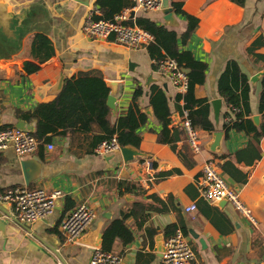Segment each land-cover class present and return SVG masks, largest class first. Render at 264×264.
Masks as SVG:
<instances>
[{"label": "crops", "instance_id": "obj_1", "mask_svg": "<svg viewBox=\"0 0 264 264\" xmlns=\"http://www.w3.org/2000/svg\"><path fill=\"white\" fill-rule=\"evenodd\" d=\"M87 1L85 5L80 0H0V78L4 80L0 84V128L15 127L22 121L18 112L31 111L38 104L54 100L57 96H49L48 92L60 75L66 76V85L80 74L97 72L106 83L116 84L110 93L117 99L116 111L111 110L110 115L112 125L126 115L136 89H144L140 108L148 120L138 130L142 142L136 149L143 156L124 163L120 152L90 153L95 133L79 131L54 136L49 145L29 157H19L12 149L0 152V191L22 187L63 193L52 216L31 224L22 223L15 209L6 206L14 218L3 217L9 228L5 237L0 233V264H90L94 248L68 243L60 230L61 222L83 204L96 212L97 218L89 230L101 225L103 234L113 221L130 214L126 224L134 240L125 245L117 239L112 249L124 264H161L162 257L156 249L169 239L165 229L174 225L180 231V226L187 229L185 236L200 264H264V138L259 145L260 161L253 166L236 164L248 175L246 183L225 174L222 165L227 160L223 157L231 155L227 159L236 163L235 153L245 149L250 138L236 131L226 136L223 125L228 108L218 94L220 76L230 61H236L250 81L252 118L259 116L261 124L259 101L264 64L257 63L247 49L259 36H264V0H246L244 7L232 0H182L183 10L200 23L181 49L190 51L196 60L208 66L206 82L196 87L195 94L198 99L209 101L214 129L199 131V153L190 147L185 131L174 146L158 141L163 126L150 106V88L162 89L168 98L172 135L181 127L183 116L179 106H184V101L177 102L180 94L159 67L154 68L155 61L147 47L128 48L113 36L98 40L84 34V22L90 12L103 17L96 5L98 0ZM172 1L169 0L170 5ZM122 2L131 5L134 0ZM132 9H124L130 11L129 22L148 18L165 26L162 9ZM131 12L135 13L134 19ZM177 19L179 28L165 27L182 34L187 23ZM37 35L46 37L54 52L43 64L39 58L46 51L39 50ZM258 53L264 54V48ZM259 74L262 76L253 84L251 79ZM217 99L222 100L218 121L212 107ZM26 125L32 131L36 128L35 122ZM218 132L223 136L218 148L212 150ZM28 159L35 160L40 168L36 176L33 171L28 172L27 184L21 162ZM149 162L151 168L147 169ZM207 164H213L240 193L258 220V227L252 226L229 203L218 207L201 198L200 180ZM128 184L137 187L130 191ZM191 205H196L197 210L187 212ZM144 216H148L145 222ZM190 231L205 244L202 246Z\"/></svg>", "mask_w": 264, "mask_h": 264}, {"label": "trees", "instance_id": "obj_2", "mask_svg": "<svg viewBox=\"0 0 264 264\" xmlns=\"http://www.w3.org/2000/svg\"><path fill=\"white\" fill-rule=\"evenodd\" d=\"M232 2L242 7L246 4V0H232ZM96 5L103 14L102 18L110 20L122 13L125 8L131 10L135 4L125 5L122 0H98ZM183 6L182 0L171 2L175 15L187 23V28L182 34L148 18H138L134 23L133 21L128 22V25L137 26L154 37V41L147 46L151 59L155 61L154 68H157L162 60L172 58L186 70L189 78V89L184 96L177 97L178 103L181 100L185 103L184 106H179L180 114L182 116L183 111L188 110L189 119L196 130H212L214 124L210 119V103L207 99H198L195 94L196 87L202 86L206 82L208 66L206 63L196 60L190 51L181 49L191 40L200 21L195 16L185 12ZM36 43L39 44V50L46 51V55L39 58V63L43 64L49 61L54 56L49 40L44 36L37 35ZM262 48H264L263 35L259 36L248 47L247 52L257 63L264 64V54L258 53V50ZM261 86L259 114L262 122L257 127L252 120L250 81L248 76L241 71L239 64L236 61H230L219 78L218 94L228 108L224 114L225 122L223 125L226 136H229L231 131H236L250 138L248 146L235 153L236 163L227 159L231 158V155L223 157L227 161L222 165V171L236 182L246 183L248 180V175L237 168L236 164L244 163L247 166H253L262 157L259 145L264 138V76L261 79ZM110 93V87L99 73H84L68 80L62 94L54 100L38 104L31 111L18 112L17 115L26 124L36 123V128L31 131V135L38 140V149H43L44 146L49 145L54 136H65L76 131L95 133L89 145L90 153H94L100 144L110 141L114 137L117 138L121 147L140 148L142 138L138 130L148 120L147 115L140 108V99L144 95V89L141 86L136 89L132 105L126 115L120 117L115 125L110 122L111 109L107 106ZM150 106L156 119L163 126L158 135V141L174 146L176 142L182 139L184 129L180 127L172 135L169 130L171 123L169 101L165 92L156 86L150 88ZM6 128L9 127H2L0 130ZM128 185L127 190L130 191L137 187L136 185ZM153 199L160 203L157 197H153ZM129 215L123 214L120 219L113 221L104 230L103 250L112 251L117 239H120L125 245L134 240V234L126 224ZM142 218L145 222L148 216ZM178 228L175 225L168 226L165 229L167 238L174 236ZM180 228L184 235L188 236L187 229L183 226Z\"/></svg>", "mask_w": 264, "mask_h": 264}, {"label": "built area", "instance_id": "obj_3", "mask_svg": "<svg viewBox=\"0 0 264 264\" xmlns=\"http://www.w3.org/2000/svg\"><path fill=\"white\" fill-rule=\"evenodd\" d=\"M162 2L163 0H134L135 5L132 10L162 9ZM129 21V10L123 11L110 20L98 18L94 11L87 16L83 32L87 37L98 40H107L113 36L117 43L128 48L149 46L154 41V37L137 26L128 25ZM158 67L160 73L170 80L181 96L188 92V74L175 59L166 58L159 63ZM182 116L181 127L187 134L189 145L194 152L199 153L201 151L199 131L193 127L188 110H184ZM121 148L117 138L114 137L110 141L100 144L95 153L98 155L114 154L120 152ZM10 149L19 157H29L37 152L38 140L28 130L16 127L0 130V152H6ZM149 168H151L150 162L147 163V169ZM200 186L201 198L207 203L214 204L226 198L228 203L243 215L252 226L258 227V220L244 203L240 193L213 164H207L204 167ZM62 197L61 191L50 193L41 188L13 187L0 191V201L9 208H14L19 220L25 224L48 219L55 213L57 203ZM196 210V205H191L186 209L187 212ZM96 218V212L92 207L83 204L74 209L61 222L60 230L68 243L77 244L79 239L92 227ZM164 248L161 264H200L192 244L180 230L167 239ZM90 264L124 263L120 255L112 251H105L102 248H95Z\"/></svg>", "mask_w": 264, "mask_h": 264}, {"label": "water", "instance_id": "obj_4", "mask_svg": "<svg viewBox=\"0 0 264 264\" xmlns=\"http://www.w3.org/2000/svg\"><path fill=\"white\" fill-rule=\"evenodd\" d=\"M83 4L87 5L88 1L87 0H80ZM162 14H163V22L165 26L170 27V28H179L180 24L179 21L174 13L173 8L170 5L169 0H163L162 2ZM135 13L131 12V19H134ZM262 76V74L256 75L251 79V82L253 84H256L259 80V78ZM65 80L66 76L65 75H60L58 78V81L56 84L49 90L48 95L49 96H60L64 90L65 86ZM150 83V80L148 81V84ZM107 85L111 88H114L116 86L115 83L108 82ZM116 97L112 94L109 95L107 99V106L112 110L116 111ZM212 107L214 111V116L215 120L218 121L222 109V100L217 99L212 102ZM254 124L256 126L260 125V117L259 116H254L252 118ZM16 128L22 129V130H28L32 131L31 126H27L25 122L23 121H18L15 124ZM223 133H215V138L216 142L215 145H213L212 150H216L220 144V140L222 139ZM120 154L123 158L124 163H128L134 160L135 157L137 156H143L138 151L133 148V147H122L120 150ZM115 157V155H114ZM113 159V156H111ZM22 169L24 171V175L26 178V183L28 184V178L27 174L29 171H33L35 173L38 172L40 165L33 159H28L24 160L21 162ZM218 207H224L226 204H228V200L225 198L219 202L214 203ZM7 205L3 204L0 201V233L2 234L3 237L6 236L7 229L9 228V223L7 220H5L3 217H6L8 219L14 218L12 215L9 213V208L6 207ZM12 216V217H11ZM15 223V222H14ZM191 236L199 240L200 244L203 246L205 243L202 239H199V236L196 235L193 231H190ZM103 233H102V226L99 225L95 230H89L86 234H84L78 241V244L89 246L91 248H102L103 245ZM165 251L164 246L159 247L156 249V252L160 253V256L162 257L163 252Z\"/></svg>", "mask_w": 264, "mask_h": 264}, {"label": "flooded vegetation", "instance_id": "obj_5", "mask_svg": "<svg viewBox=\"0 0 264 264\" xmlns=\"http://www.w3.org/2000/svg\"><path fill=\"white\" fill-rule=\"evenodd\" d=\"M3 82H4V80L2 78H0V84L3 83Z\"/></svg>", "mask_w": 264, "mask_h": 264}]
</instances>
